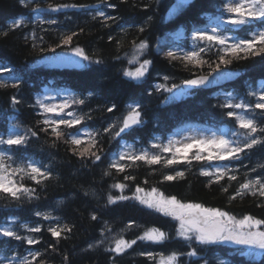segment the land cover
<instances>
[{
	"label": "trees",
	"instance_id": "1",
	"mask_svg": "<svg viewBox=\"0 0 264 264\" xmlns=\"http://www.w3.org/2000/svg\"><path fill=\"white\" fill-rule=\"evenodd\" d=\"M47 2L49 5L96 3L103 7L108 4V7L104 9V17L68 10L48 14L50 19L46 26L28 24L13 29L7 22L29 14L31 7L41 1L32 0L24 4L20 0H0V83L8 85L0 87V137L6 139L11 130L20 135H25L28 129L37 132L36 136L27 133V144L11 148L0 145V151L12 157L4 161L12 168L32 162L49 173L47 179L38 177L41 180L39 184L28 178L21 181L19 174L14 177L18 183L35 189L31 197L22 195L16 200L0 192V225L8 219L12 220L11 228L22 237H25L22 233L26 230L18 228L20 223L41 228L39 233L28 230L29 236L39 241L34 245L0 236V253L8 257L12 264H18V257L22 258L25 254L28 257L29 252L35 251L41 255L33 264H39L41 260L43 264H158V256L166 257L173 253L177 254L175 264H222L219 259L225 264H264V251L251 258L229 244L200 245L194 239L184 240L177 235L178 221L133 198L137 186L145 190L141 195L156 188L158 193L175 196L182 203L219 208L237 219L244 215L264 219V206H258L264 205V198L246 193L243 197L229 200V196L235 195L236 189L246 180L264 178V168L260 167L264 165V145L245 149L239 159L218 161L228 164L229 174L237 177L235 181H229L225 176L218 183H210L208 176L201 175L200 168L217 161L192 160L188 164L184 157L190 158L193 151L180 154V163L167 167L163 162L149 165L127 158L121 160V164L125 165L124 172L110 167V155L117 151L121 141L148 145V140L154 135L165 138L183 124L207 125L217 130L223 126L238 127L235 120L226 115L234 109L223 107L226 100L214 94L220 89H231L243 95L246 102L255 103L254 96L245 94L244 90L247 83L254 86L258 80L264 82V54L233 60L228 65L220 64V67L242 71L235 81L220 88L183 90V96L175 99L154 86L159 79L155 75L171 76L179 83L192 75L216 69L218 58L215 48L202 54V59L211 66L209 63L196 66L182 58H170L164 44L159 45L158 52L155 46L161 36L186 35L192 29L206 25L213 15L221 11L224 0H183L178 8L176 6L181 0ZM245 31L246 28L233 33L245 36ZM4 32L7 35H3ZM72 33L76 35L71 43L64 45L61 38ZM140 41L148 44L142 52V59L151 63L143 77L133 79L125 76L124 72L132 71L133 63L128 61L134 52V42L138 44ZM188 41L186 36L185 44ZM77 47L89 57L81 67L41 63L52 58L60 49ZM97 60L100 63H96ZM14 83L19 87H12ZM45 88L68 89L74 93L69 100L84 101L68 109L85 117L81 124L71 129L61 128L66 134H79L82 128L86 132L97 133V144L92 151L101 156L99 161L90 155L82 157L74 152V149L78 152L88 146L87 135L84 134L82 144L77 146L67 142V135L57 139L50 130L41 131L45 127L42 124L44 116L36 101ZM13 97L20 103L13 104ZM129 103L140 106L141 123L131 125L117 136L115 133L123 126L120 120L128 113L126 105ZM113 105L115 108L109 112L107 109ZM260 111L247 114L255 115L260 126L264 127ZM109 125L114 127L105 132ZM150 149L162 157H170L169 152H161L153 146ZM204 155L207 156V153L204 152ZM176 171H182L183 177L173 181L163 179L164 175H174ZM106 172L108 175H105ZM125 175L134 179L125 180ZM116 183H123L126 187L123 190L114 188ZM225 187L228 191H221ZM109 196L128 199H116L114 204H109ZM37 212L42 215L37 216ZM44 214L51 218L44 219ZM93 215L97 219L93 220ZM65 225L70 231H62L58 238L52 237L47 230ZM149 228L159 229L168 238L162 242L138 240L137 237ZM261 229L264 230V227ZM121 236L126 241L136 240V243L119 254L110 251L115 246L114 241ZM193 251L196 255H188ZM149 252L156 258L150 259L146 255Z\"/></svg>",
	"mask_w": 264,
	"mask_h": 264
},
{
	"label": "snow or ice",
	"instance_id": "2",
	"mask_svg": "<svg viewBox=\"0 0 264 264\" xmlns=\"http://www.w3.org/2000/svg\"><path fill=\"white\" fill-rule=\"evenodd\" d=\"M24 0H21L23 3ZM183 0L176 6L181 7ZM52 7L51 5L49 6ZM60 7H67V5H57L52 8L53 11L58 10ZM110 7H114L110 5ZM175 10V9H174ZM223 11L227 13L226 19L223 21L225 24L230 25L232 28H246V37L233 40L228 42V37L220 34L218 27H213L211 33L207 30H196L193 32V41H199L204 44V47L194 46V50L185 52L182 57L176 56L173 52H168L167 55L172 59L182 58L189 64L196 66L209 63L202 59V54L206 51H212L216 49V55L218 63L216 69H219L220 64L228 65L233 60L246 59L249 56L264 54V0H226L223 3ZM98 16L104 17L103 12H99ZM105 19H114L113 17H105ZM43 22V21H42ZM54 23V21H52ZM24 24L23 19H16L11 27L13 29L18 28ZM143 31V28L140 29ZM7 35V32L2 33ZM76 33L71 35H65L61 38V42L64 45L71 43ZM111 40V37H109ZM198 47V50H195ZM134 52L129 59V64L137 60V56L142 54L143 50L148 48V44L145 41H140L138 44H133ZM77 56L82 57L84 60H89V57L85 54L84 50L77 47L74 49ZM96 63H100L99 60ZM151 61L145 59L135 71L125 70L124 75L133 79H139L143 77L145 72L148 70V66ZM187 66V64H186ZM209 66L211 64L209 63ZM211 75V73H209ZM167 80L168 77H165ZM208 81V76H200L196 79L186 80L184 83L187 85H203ZM7 84L0 83V87H7ZM12 87H19L18 84H13ZM160 87H164L161 85ZM170 91V89H167ZM249 96L256 98L255 103L241 102V103H226L223 107L229 109H238L240 112L229 110L226 115L229 118L235 120L236 124L240 129H243V133L233 132V136H243V143L239 140L232 141L225 139L223 136L211 137L208 139L201 138L191 142H177L169 141L166 145H153V147L159 148L161 152H172L173 154L168 157H162L159 153H148L146 151L139 154H130L127 152H121L119 154L120 160H131L144 161L149 165L159 164L161 162L164 165L172 166L180 163L178 154L186 153L189 149L196 147L198 150L189 158L184 157L186 163L191 164L192 160L196 161H212V160H228V159H239L240 155L245 149H252L256 145H264V127L260 126V121L257 120L255 115H248L247 113H255L256 110L260 111L261 120H264V86L258 92L250 91ZM13 104H18L20 101L13 97ZM37 105L42 109V115L44 116L42 124L45 126L41 128V131L48 132L57 139H63L67 135V142L72 145H81L82 140L80 135L76 132L66 134L61 126L65 128H74L76 125H80L81 121L85 119L84 116H78L73 111H66L70 109L72 105L83 104V100L73 99L64 100L59 104L45 103L43 100H37ZM139 105H129L130 111L124 116L122 121V127L115 135H120L125 129L131 125L141 123V113L138 110ZM115 105L109 107L107 110L112 112ZM49 114H52L51 116ZM114 125H109V128H105L104 131H109ZM27 133L32 136H36L37 132L32 129H28ZM27 133L20 135L18 133L9 134L5 139L0 137V145H7L9 148L12 146H22L28 143ZM88 136V146L81 148L78 152L74 149V152L80 156L90 155L94 157L96 161L101 159V156L92 151L96 147V135L95 132L84 133ZM179 145V146H177ZM207 152V156L204 155ZM5 158L11 160L12 157L7 155V152L0 151V192L9 194L13 199L19 200L22 195L32 196L35 189L25 187L23 183H18L14 177L20 175V180L25 178L31 179L35 183L39 184L41 180L39 178L47 179L49 173L45 170L42 171L41 167L35 163L29 162L26 165H17L12 168L10 164H5ZM111 168H116L119 172L125 171V165L120 164L114 160L110 164ZM131 167V165H128ZM264 168V165H260ZM255 171V169H253ZM105 175H108L106 172ZM182 171H176L174 175L166 174L163 179L165 181H173L177 177H183ZM201 175L208 176L210 183H218L223 177L227 176L229 181L237 180L235 175H230L227 168H216L214 171H208L207 169H201ZM39 177V178H38ZM214 177V179H212ZM125 180L134 179L131 176L125 175ZM114 188L123 190L126 185L123 183H116L113 185ZM144 189L137 186L134 199L138 200L141 204H144L148 208L155 209L157 212H161L166 216H171L174 220L179 222L177 228V235L182 237L184 240L192 241L193 239L200 245L213 244L217 242H232L237 245H247L256 247L264 250V219H257L252 215H244L241 219H237L236 216L230 214L228 211L221 210L219 208H206L200 203H182L175 196H165L163 193H158L156 188H153L150 193L141 195L144 193ZM221 191L227 192L228 189L222 188ZM246 193L251 195H258L264 198V178H258L255 180H246L240 184L239 188L236 189L235 195L229 196V200H235L237 197H243ZM116 199L124 200L128 197L120 196L113 198L109 196L108 203L114 204ZM264 206V205H258ZM37 216L42 215L37 212ZM51 217L44 214V219H50ZM95 220L97 217L92 216ZM51 236L58 238L62 231H70L65 225L63 228L59 226L49 227L47 229ZM29 231L39 233L41 228L39 226L29 228ZM0 236L12 238L18 241L26 242L28 245L38 244L39 241L35 237H22L11 227H0ZM168 238L167 234L159 231V229L151 228L144 232L143 235L138 236V240H149L153 242H162ZM136 243V240L126 241L123 236L119 237L114 241L115 246L110 251L117 254L124 252L126 249L131 248ZM92 247V245H89ZM144 253H142L143 255ZM41 253L38 251L29 252L28 257L17 258L18 264H33L37 261ZM150 259L156 257L153 253H146ZM188 255L194 256L196 253L189 252ZM30 257V259H29ZM177 254L173 253L168 256H160L158 264H175ZM8 264H12V261H8ZM39 264H43V261H39Z\"/></svg>",
	"mask_w": 264,
	"mask_h": 264
},
{
	"label": "rangeland",
	"instance_id": "3",
	"mask_svg": "<svg viewBox=\"0 0 264 264\" xmlns=\"http://www.w3.org/2000/svg\"><path fill=\"white\" fill-rule=\"evenodd\" d=\"M27 1L28 0H24V2H27ZM224 2H226V0H224ZM57 5H53L51 8L49 7L50 5L47 6L46 4L38 5V6L36 5L35 7L31 8L33 14H31L30 18L23 16V17L17 18V19H23L24 23H30V25H33L34 24L33 21H35L36 19H40V20L43 19L42 15L44 12H47V13L55 12L52 10V8H55ZM60 5H63V4H60ZM67 9H69V5H67V7H60L58 9V11L65 12ZM40 12H42V14ZM99 12H102V10H95L92 12H88V14L96 15ZM226 17H227V13H225L223 11V8H222L220 13H218L216 15V17L212 18L206 25L193 29L191 31V34H190L191 40L189 43L191 49L184 47L182 44V41L179 40V38L171 39V38H167L166 36H163V37L159 38V43H165L167 45L166 46L167 51H171V52L175 53L176 55H182L185 52L191 51L192 48H194V46L204 47V44L202 42L193 41L192 36H193L194 31H196V30H207L209 33H211V29L213 27H218L220 34L228 37L229 43L233 42V40L240 39L241 37H235L233 34L226 32V31H223V25H225V23L223 21L226 19ZM15 20L16 19L11 20L10 23L12 24ZM37 23H40V22L38 21ZM29 33H31V29L29 30ZM156 50H158L157 46H156ZM143 61L144 60L142 59V55L140 54L139 56H137V60L133 61L131 70L135 71V69L138 68L140 66V64L143 63ZM41 63L44 65H55V64H62L63 65V64H66V65H73V66L81 67L84 65L85 60L82 57L77 56L74 52V49H72V50L65 49V50H59L53 58L43 60V61H41ZM165 77H168V79L166 80ZM158 78L159 79L156 80V82L154 83V86H156L159 89L165 90L170 98H179V97L183 96V94H184L183 90L184 89L182 88V86L178 82H176L174 80L173 77L159 74ZM161 85H163L164 87H160ZM262 86H263L262 82H258V86L255 89V92L260 91ZM167 89H170V91ZM69 93L70 92L68 90H65V89L64 90H53V89L45 88L42 91V93H40L38 95L37 99L43 100L45 103L59 104L65 100V98L69 95ZM218 93L221 94L223 96V98H225L227 100L228 103L229 102H231V103H241L242 102V99L241 98L236 99L234 93L229 89H226L223 91H218ZM130 105H133V104H130ZM127 110H128V112L130 111L129 106H128ZM235 110L238 112L237 109H235ZM127 114L128 113H126L125 116ZM49 115L51 116L52 114H49ZM123 118L120 120V122L123 121ZM84 131L85 130H82V133H85ZM233 132H234V130L231 131V133H233ZM12 133H15V131L12 130L10 132V134H12ZM81 134H78V135H80V137H81ZM214 136L215 137L223 136L225 139H228L227 128H222L221 131H214V130H211V129L207 128L206 126H203V125L184 124V125L177 127L173 131V133L170 136H168L166 139H161V138L155 136L150 140V143L151 144L166 145V144H168V142L170 140L183 143V142H191L193 140L198 141L201 138L208 139V138H211ZM177 146H179V145H177ZM156 149L160 150L159 148H156ZM146 150H147V148L141 149L139 146L135 147L133 144L124 141V142H121L118 151L111 154L110 162L112 163L114 160H116L120 163L121 160L119 159V154L121 152H127L130 154H139V153L144 152ZM170 153H171L170 155L173 154L172 152H170ZM223 167H224L223 164L222 165L210 164V166H205L202 168L207 169L208 171L211 172V171H214L216 168H223ZM2 227H9V225H3ZM31 227L32 226H30L29 224H26V223H20V226H19L20 229L23 228L25 230H29V228H31ZM25 236L30 237L27 232L25 233ZM222 243H227V244H230V245L236 247L239 251H241L246 256L251 257V258L255 257L261 251H264V250L256 248V247H251V246H247V245H237V244L232 243V242H222ZM158 258H160V256H158Z\"/></svg>",
	"mask_w": 264,
	"mask_h": 264
},
{
	"label": "water",
	"instance_id": "4",
	"mask_svg": "<svg viewBox=\"0 0 264 264\" xmlns=\"http://www.w3.org/2000/svg\"><path fill=\"white\" fill-rule=\"evenodd\" d=\"M95 7H96L95 5L76 4L72 7V10L82 11V10L94 9ZM210 73L211 75H209V73L204 75L199 74V75H194L187 79V80H191V79H196L200 76H208V81H206L205 84L203 85H187L184 83L186 81L185 80L183 81L182 86L190 90L195 88L209 89L230 82L236 79L240 75V71L228 67H221L215 71L213 70Z\"/></svg>",
	"mask_w": 264,
	"mask_h": 264
}]
</instances>
